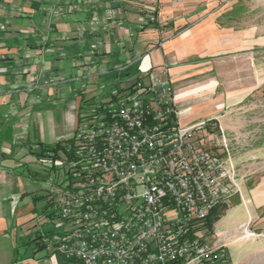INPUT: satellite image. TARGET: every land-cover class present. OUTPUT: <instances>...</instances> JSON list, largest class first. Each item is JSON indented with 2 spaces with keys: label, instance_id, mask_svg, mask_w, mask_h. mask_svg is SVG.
Segmentation results:
<instances>
[{
  "label": "crops",
  "instance_id": "obj_1",
  "mask_svg": "<svg viewBox=\"0 0 264 264\" xmlns=\"http://www.w3.org/2000/svg\"><path fill=\"white\" fill-rule=\"evenodd\" d=\"M221 8L222 0H0V264H64L35 243L50 227L54 178L40 144L71 140L85 102L165 71L183 126L220 125L247 96V83L233 87L231 77L242 61L247 70L249 37L221 24ZM235 197L217 235L233 247L231 264H264L258 193L241 196L249 205ZM241 206L229 227L220 223Z\"/></svg>",
  "mask_w": 264,
  "mask_h": 264
},
{
  "label": "built area",
  "instance_id": "obj_2",
  "mask_svg": "<svg viewBox=\"0 0 264 264\" xmlns=\"http://www.w3.org/2000/svg\"><path fill=\"white\" fill-rule=\"evenodd\" d=\"M166 73L85 102L73 143L43 155L54 175L50 227L35 243L46 255L64 264H231L207 225L239 192L228 135L212 120L181 125Z\"/></svg>",
  "mask_w": 264,
  "mask_h": 264
},
{
  "label": "rangeland",
  "instance_id": "obj_3",
  "mask_svg": "<svg viewBox=\"0 0 264 264\" xmlns=\"http://www.w3.org/2000/svg\"><path fill=\"white\" fill-rule=\"evenodd\" d=\"M221 9V24L246 31L249 37L247 70L244 71L242 61V71L231 77L233 87L239 84V78L242 85L247 83V96L226 109L225 117L219 121L228 135L232 165L239 178V192L233 202L245 201L249 205L251 199L242 201L241 196L257 192L259 197L252 203L258 208L256 218H261L264 216V0H222ZM226 208L223 205L217 210L214 224ZM242 211L243 206L238 207L220 223L229 227L236 219L231 214ZM214 224L212 232L217 235ZM226 249L230 257L233 247L227 245Z\"/></svg>",
  "mask_w": 264,
  "mask_h": 264
},
{
  "label": "trees",
  "instance_id": "obj_4",
  "mask_svg": "<svg viewBox=\"0 0 264 264\" xmlns=\"http://www.w3.org/2000/svg\"><path fill=\"white\" fill-rule=\"evenodd\" d=\"M73 141L72 140H69L67 142H65L64 144H56V145H53V146H42L40 144V154L39 155H44L46 152H53V153H56L58 152V150H64L63 149V145H70L72 144ZM219 209V208H218ZM218 209H215L212 214L209 216L208 218V221H207V225L212 228L213 224H214V220L216 217H214L215 213L217 212Z\"/></svg>",
  "mask_w": 264,
  "mask_h": 264
}]
</instances>
